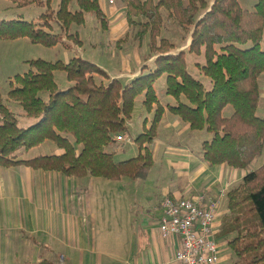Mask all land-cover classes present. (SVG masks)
<instances>
[{"label": "trees", "instance_id": "16d2710c", "mask_svg": "<svg viewBox=\"0 0 264 264\" xmlns=\"http://www.w3.org/2000/svg\"><path fill=\"white\" fill-rule=\"evenodd\" d=\"M10 1L19 8L37 5L45 11L36 21L0 19L2 39L28 38L47 47L82 45L79 33L72 30L85 23L87 13L98 18L103 30L109 29L99 0H59L57 7L53 0ZM121 1L128 25L137 28L139 46L149 38L145 60L155 57L153 67L125 84L78 55L66 62L28 60L29 70L10 81L6 99L0 92V168L25 165L76 178H145L154 165L152 145L168 108L192 130L212 133V139L202 143L203 158L210 166L247 169L264 152V114L258 113L259 77L264 73V0H258L253 10L242 7L239 0ZM165 18L181 27L183 41L190 37L187 52L204 56L205 63L199 67L211 88L189 72L187 52L177 51L179 44L163 36ZM57 70L65 71L71 82L65 89L55 79ZM162 75H166V93L174 99L166 104L154 89ZM6 100L18 103L35 121L20 126L18 113ZM140 105L153 117L149 127L144 118V130L135 138L139 153L115 160L114 151L107 147L119 134L130 135L127 122ZM228 106L233 108L230 116L224 114ZM47 141L59 151L31 158L20 154ZM226 198L227 212L216 236L228 239L237 258L232 264H264V163L248 171ZM37 264L58 263L44 258Z\"/></svg>", "mask_w": 264, "mask_h": 264}, {"label": "crops", "instance_id": "0c3cea01", "mask_svg": "<svg viewBox=\"0 0 264 264\" xmlns=\"http://www.w3.org/2000/svg\"><path fill=\"white\" fill-rule=\"evenodd\" d=\"M99 2L109 19L108 33L111 40L104 43L98 39L94 43L93 50L96 52L93 55L94 59L90 61L104 69L110 78H119L127 84L144 72V66L153 67L155 57L145 60L149 56V41L146 42V39L141 47L138 42L133 44L134 49L126 44L119 46L118 49L115 45L113 46L112 41L113 37H116L117 24L119 29L130 30L126 19V7L121 1L120 6L111 11L105 7V0H99ZM212 3L213 0H211ZM190 41L189 37L187 41L179 44L177 51L187 52ZM115 48L117 50H114ZM81 56L84 57V55ZM195 56L204 59L203 55L187 52L188 70L207 88H211L210 79L203 75L199 67L205 61H197ZM69 85L71 82L68 81ZM259 85L260 106L261 100H264L263 74L259 77ZM167 96L166 103L174 101L170 95ZM232 112L231 106L224 110L227 116H230ZM258 113L263 115L264 111ZM148 115L153 117V112ZM152 117L148 118L150 122ZM192 131L194 130L188 123L168 108L165 109L158 136L152 147L154 165L160 163L157 175H161L164 179L163 187L170 184L165 187L169 189L156 203L154 207L156 212L154 211L152 218L143 219L142 225L145 227H142L135 236V248L123 264H179L174 259V253L181 245L180 239L175 236L163 237L159 230L161 202L166 196H194L203 193L208 199L220 198L217 223L219 231L222 218L227 212L226 193L230 188L241 183L248 171L232 168L227 164L210 166L203 158V151H197L194 146L185 144ZM42 145H47L51 149L44 154L58 152L53 151L54 144L50 141L40 146ZM69 177L60 172L36 170L25 165L0 168V264H37L44 258L52 259L47 252L53 254L55 258H65L68 264H112L104 261L100 252L97 258H94L92 253L80 252L79 242L80 238L81 241L84 239L85 227L81 219L82 213L74 202L77 187L74 186L72 177ZM182 177L188 179H185L183 183L180 181ZM222 191L225 193L224 196ZM217 239L223 238L217 237ZM219 244L221 247L224 246L222 243ZM221 258L220 256L219 264L222 263Z\"/></svg>", "mask_w": 264, "mask_h": 264}, {"label": "rangeland", "instance_id": "374dc122", "mask_svg": "<svg viewBox=\"0 0 264 264\" xmlns=\"http://www.w3.org/2000/svg\"><path fill=\"white\" fill-rule=\"evenodd\" d=\"M105 1L106 6L105 4L104 6L111 11L119 7L121 3V0H116L114 4H109L108 0ZM58 2L59 0H53V6L57 7ZM239 2L242 7L253 10L258 0H239ZM44 11V7L37 5L19 8L10 0H0V19L23 17L26 20L36 21ZM163 13L166 17L167 13L165 10H163ZM53 26L56 31H59V27L56 23H53ZM116 26V37H113L112 45H115L118 49L119 46H124L126 44V46L134 49L133 44L137 43L135 39L137 28H131V26H129L130 30L125 31L124 29H119L118 24ZM72 32L79 33L83 41L82 45H76V43L68 41L69 44L72 45V48H68L66 45L64 46L62 44L47 47L43 44L32 43L28 38H0V92L4 98H7L10 89V81L13 80L17 74H24L29 70L28 60L41 58L52 62L57 60L66 62L74 55H84V58L91 60L94 59L93 55L96 53L95 50H93L94 43L98 39L104 43H108L111 40L108 30H103L98 18L91 13L85 14V23L83 25H74ZM162 34L177 44L185 42L182 40L184 33L181 27L172 19L165 18ZM117 41H119V45L116 46ZM148 41L149 38L147 37L146 42ZM249 45L250 44L247 46ZM101 46L104 47L103 45ZM261 47L262 50H264V40L262 41ZM116 48L114 50H117ZM194 58H196L197 61H205V58L199 59L197 56ZM148 71L149 68L147 66L143 73H147ZM55 79L60 88L65 89L68 87L65 71H55ZM154 89L158 99L162 104H166L168 101L166 93V75H162L156 79ZM43 96L47 98L46 94H43ZM6 103L18 113L20 126L26 127L35 121L34 118L25 115L23 108L18 103L10 100H6ZM140 107L141 108L136 111L133 117L127 122L132 141L123 142L117 140L107 147L108 151H114L115 160L121 161L129 159L139 153L135 138L144 130V118L152 117L148 115L149 113L146 112L143 106L140 105ZM262 111H264V100H261L259 106V112ZM149 126L150 119L146 123V127ZM212 136V133L204 129L201 132L194 130L191 135L188 136L185 144L192 147L194 146L197 151L202 152V141L211 140ZM49 151H51V149H49L47 145H39L28 151H22L20 154L23 158H31ZM53 151H59L56 145H54ZM263 162L264 152L248 166L247 171L257 168ZM159 165L160 163H156L147 177L137 180H131L129 178L108 180L103 177L91 176L71 178V180H73L72 182H74V186L77 187L74 193V202H76L78 210L82 213L83 217H81V219L84 221L83 226L85 227L84 239L81 241L80 238L79 242L81 253H92L93 257L97 258L100 252V256L104 261H108L112 264L124 263L126 257L129 256L135 248V236L142 227H145L142 225L143 219L152 218L154 211L156 212L154 208L156 203L168 192L169 188L165 189V187L170 184L168 183L163 187L164 179L161 175H157ZM175 173H177V171ZM185 179V177H182L180 181L184 183ZM218 241L224 245L223 247L220 245V256L222 257L221 264H232L237 258L232 249L228 246V239L224 238ZM82 246H84V248H82ZM47 254L58 264H68V261L63 257L55 258V256L49 252H47Z\"/></svg>", "mask_w": 264, "mask_h": 264}, {"label": "built area", "instance_id": "2783aa9c", "mask_svg": "<svg viewBox=\"0 0 264 264\" xmlns=\"http://www.w3.org/2000/svg\"><path fill=\"white\" fill-rule=\"evenodd\" d=\"M116 0H109L114 4ZM118 141H132L130 135L119 134ZM225 193L222 191V196ZM220 198L206 194L166 196L161 202L158 224L163 237L175 236L181 245L174 253L179 264H219L220 244L217 239Z\"/></svg>", "mask_w": 264, "mask_h": 264}]
</instances>
